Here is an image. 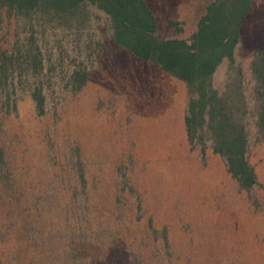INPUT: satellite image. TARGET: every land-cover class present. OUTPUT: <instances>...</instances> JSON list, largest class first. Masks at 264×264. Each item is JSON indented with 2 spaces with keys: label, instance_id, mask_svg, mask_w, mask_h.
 <instances>
[{
  "label": "rangeland",
  "instance_id": "obj_1",
  "mask_svg": "<svg viewBox=\"0 0 264 264\" xmlns=\"http://www.w3.org/2000/svg\"><path fill=\"white\" fill-rule=\"evenodd\" d=\"M146 1L161 37L189 38L212 0ZM80 16L81 29L77 16L39 35L45 73L26 79L49 84L43 114L29 91L8 100L0 90V264H264V145L254 130L258 184L245 190L211 141L188 140L187 85L115 46L103 12L91 6ZM13 25L0 19V54ZM257 47L264 0L213 87L223 93L241 81L252 99ZM76 70L90 72L77 92Z\"/></svg>",
  "mask_w": 264,
  "mask_h": 264
},
{
  "label": "trees",
  "instance_id": "obj_2",
  "mask_svg": "<svg viewBox=\"0 0 264 264\" xmlns=\"http://www.w3.org/2000/svg\"><path fill=\"white\" fill-rule=\"evenodd\" d=\"M254 3L212 0L189 38H164L158 34L156 15L146 0H0V19L14 22L11 48L0 54V90L6 92L8 100L18 91H29L43 114L49 84L43 79H26L45 73L39 35L53 25L55 29L71 27L77 16L75 29L83 28L80 14L93 6L109 18L115 46L151 61L187 85L191 95L185 115L188 140L200 146L211 141L213 152L225 159L240 188L250 190L258 184L249 160L252 129L254 138L257 136L264 145V49L257 47L252 53V99L241 93V81L232 91L220 93L213 87L212 78L224 60L234 61L242 43L244 21ZM170 24L181 31L177 21L170 20ZM89 76L86 70L74 71L73 91H79Z\"/></svg>",
  "mask_w": 264,
  "mask_h": 264
}]
</instances>
